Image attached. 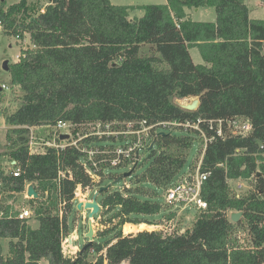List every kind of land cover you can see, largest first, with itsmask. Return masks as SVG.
I'll return each mask as SVG.
<instances>
[{"label":"trees","instance_id":"1","mask_svg":"<svg viewBox=\"0 0 264 264\" xmlns=\"http://www.w3.org/2000/svg\"><path fill=\"white\" fill-rule=\"evenodd\" d=\"M44 1L49 4L40 12L42 0H0L1 30L19 38L28 34L32 44L21 49L17 61L8 62L11 88L21 95L16 108L5 113L1 154L14 163L8 172L0 171V193L9 195L0 200V238H8L5 253L0 244V264H40L42 259L47 264H264V151L259 149L264 143V18H251L245 0H166L142 5L143 14L133 17L131 5L110 0ZM204 6L214 7V21L186 13ZM192 47L203 63L193 61ZM197 95L193 111L174 103V98ZM233 118L248 120L250 131L242 135L225 129L216 135L206 123ZM197 119L210 140L205 142L193 127L154 126L149 132L153 145L142 150L145 156L136 165L127 159L111 163L116 146L128 138L116 143L117 135L90 134L77 141L105 151L95 155L99 181L114 179L109 169L130 165L129 176L134 175L129 186L101 190L97 215L103 227L95 231L91 246L64 255L62 241L70 232L78 186L85 191L102 182L91 177L93 168L69 142L30 151V128H53L61 120L84 135L88 125L103 129L109 124L122 131L127 123L135 128L142 120L156 125ZM194 141L200 146L199 170L209 172L200 190L207 207L197 210L182 232L124 234L123 225L125 231L132 229L128 223L145 227L141 223L156 224L148 216L166 214L168 205L159 201L157 188L163 192L177 180ZM192 164L188 168L194 170ZM138 166L144 168L136 173ZM16 167L18 176L12 174ZM237 179L250 189L237 195L230 185ZM26 184L38 196L26 198L32 213L20 218L23 206L16 205L15 193ZM232 211L243 212L237 222L229 219ZM240 231L247 245L240 242Z\"/></svg>","mask_w":264,"mask_h":264},{"label":"rangeland","instance_id":"2","mask_svg":"<svg viewBox=\"0 0 264 264\" xmlns=\"http://www.w3.org/2000/svg\"><path fill=\"white\" fill-rule=\"evenodd\" d=\"M17 1L18 0H5L6 4H11ZM110 2L113 4L131 5L133 8L130 10V16L133 17V16H141L143 14V9L141 8L142 5L161 4V3H165L166 0H110ZM245 2L248 4V7L250 8V12L252 16H255L258 18H264V0H245ZM44 3H45L44 0H42V4L40 2L41 5H44ZM188 9H190L192 18L194 20L214 21L216 18V11L214 7L204 6L199 10V12H195V8H188ZM31 46L32 44H31V41L29 40L28 34H25L24 37L22 38H17L15 36L5 34L0 28V87H1V84H5L7 86V88H0V171L5 172V173L11 170V164L8 158L1 154L5 149L4 147L5 146V132L7 129L6 126L8 127V125L5 123V116H6L5 113H9L13 109L16 108L17 104L19 103V96L21 95V92L20 90H18L17 87H15L14 89L11 88V71L9 69L7 71L4 70L2 65L5 60H7L9 63L15 62L17 60V57H16L17 53L20 52L21 49L26 48V47H31ZM147 50H148L147 45H144L142 47V51L146 52ZM263 52H264V49H263ZM190 55L194 62L203 63L199 50L196 47H192L190 49ZM88 126L90 130L89 133H91L92 135L98 132L101 133L100 135H105V134H102L100 127H96L94 125H88ZM32 131H33L35 138L38 140H41V141L42 140L44 141L45 140H50V141L56 140L57 143L71 142L72 140L79 139L80 137L83 136V134L81 133V129H78L76 133H73L72 128H69V129L61 128V131L65 133L68 132L67 134L70 133V136H68L69 137L68 139L70 141L67 139L58 141L57 140L58 137L55 131L50 126H42V127H34V128L32 127ZM114 135H117L116 143H119L118 140H121L124 137L131 138V135L133 134L126 133L124 134L126 136H124V135L114 133ZM199 149H200L199 143L197 141H194V144L192 148L190 149L187 162L184 165L180 175L184 171H187L188 166L190 165L191 161H193L192 165L196 163L195 165L197 166L199 164V161L201 159V154H200ZM145 153H146L145 151H142L140 153V161H141V158L145 156ZM143 168H144L143 166L136 167L135 168L136 173L141 172ZM109 170H110L109 173H114L112 175H114L115 177L112 181L107 179L109 178V176H106V178L103 179V181H99L100 180L99 178L97 181H99L100 183L102 182V186H107L110 189H122L125 185L127 186L131 185V182H132L131 177H133L134 173L131 176L124 175V173L127 171L131 172V165L124 167V168H119V169L115 168L114 170H111V169ZM109 170H106V172H108ZM119 173H122L124 176L119 177ZM98 189H99V186H96L91 189H86L85 191H81L83 196L85 195V197L80 196L81 199L85 198L86 200H90L94 191H97ZM249 189H250V186L246 182H244V186L242 188L241 193ZM157 191L159 194V201L161 203H165L163 192L159 188H157ZM8 198H9V195L7 194V191L2 190L0 193V200L5 202L8 200ZM26 198L27 196H24V193L22 192L15 193L16 205L25 206L26 208H28V205L26 204V200H27ZM97 199H98V202L101 201V194L98 195ZM78 200L80 199H76L75 203ZM164 205L167 206L168 204H164ZM170 206L171 205H168L169 210L165 212L166 214L159 213L154 216H148V219H150L152 222L156 224L141 223V225L146 224L145 227H141L140 224L135 225V224L128 223L132 226V229L129 231H125L124 225H123L122 232L124 234H127L129 232H134V231L142 230V229L162 230L164 233L171 232L172 230H177L178 232L185 231L187 228L191 226L192 221L195 215L197 214V209L189 205L186 207L181 206V205H176L174 207L173 206L170 207ZM88 212L89 210L77 211L74 206V209L68 219V223L70 226L69 227L70 232L65 238H68L70 237L71 234H73V237H72L73 242H75L74 244L76 245L77 248L82 247V245L87 242V239L84 237V233L87 231ZM168 213H173V216L170 219H167L165 217ZM98 219H99L98 215L96 214L94 216L95 231L103 227L101 222ZM30 223L33 227H36L38 225V223L35 220H31ZM238 235L241 237L240 242L244 245H247L248 241H247V237L245 236V233L240 231L238 232ZM64 241L65 239H63L62 243ZM7 242H8V238L6 237L0 238V244L2 246V250L4 253L7 251ZM62 249H63V245H62ZM69 254H70L69 256H74L75 254H77V252L71 253L70 251ZM89 258L93 259L94 256H89ZM106 263L107 261L104 264ZM40 264H47V261L45 259H42L40 261ZM122 264H127V263H122Z\"/></svg>","mask_w":264,"mask_h":264},{"label":"built area","instance_id":"3","mask_svg":"<svg viewBox=\"0 0 264 264\" xmlns=\"http://www.w3.org/2000/svg\"><path fill=\"white\" fill-rule=\"evenodd\" d=\"M49 4V2L44 3V5L41 6L40 12H43L45 9V5ZM19 38L18 36H16ZM20 52L17 53L16 57L17 60L20 57ZM0 88H7L5 84H1ZM199 122H201L200 119H197L195 122H190V121H185V122H180V121H164L157 123L156 125H147L145 120L139 121L136 123L138 126L135 128H130L133 123H127L128 128L126 130H119V131H113L110 129L109 124H106L103 129H101L102 134H107V135H114L115 134H133L132 138H128L121 143H119L116 148L114 149L115 152V157L112 158L111 163L112 164H118L124 159H127V161L131 165H136L139 161L140 153L142 150L145 149V147L148 145H152V136L149 135L150 130L155 126V127H160L162 129H168L172 130L177 126H182L184 128L187 127H193L194 129H197L200 132V136L203 137L204 141L206 142L207 140H210L211 138H208L205 136L204 132L201 130V128L198 126ZM207 126L209 129H213L216 135H223L225 129L227 131H231L234 134H242L246 135L250 129H251V123L243 118H233V119H228V120H208L206 121ZM96 127H100L99 124L95 125ZM61 128H73V125L70 122L67 121H61L59 120L55 126L53 127V130L55 131L57 137L60 139V135L64 134L65 132L61 131ZM111 130V131H110ZM68 133V132H66ZM91 133H86L79 139L86 137L90 135ZM95 134V133H94ZM98 136H101L100 132L96 133ZM92 135V134H91ZM70 136V133H69ZM126 136V135H124ZM79 139L72 140L69 142L72 145L77 146L81 152L84 154V160L87 166L92 167L91 169V177L94 180H98L99 176L95 172V169L98 168V161L95 159L96 154H103L105 151L100 149L98 146L95 144L92 145L90 143H83V144H78L77 141ZM65 140V139H63ZM38 140L35 138L32 127L30 128V135H29V150L30 151H36L38 150L39 147H42L44 145H49V146H54V147H64L65 143H57L56 140ZM61 141V139L59 140ZM259 149L264 151V143H260ZM99 161H103V158L100 159ZM14 163V160H13ZM12 164V163H11ZM12 174L14 176H18L20 174V168L16 167L12 170ZM209 175V172H202L199 170V164L194 168V170L187 169V171H184L177 180L170 186H168L164 191H163V196H164V202L165 204L171 205L170 207H174L176 205H181V206H193L197 210L199 209H205L207 207L206 201L202 198L200 194L201 186L203 181L207 178ZM244 182L241 179L237 180H232L230 181L231 189L239 195L242 191V188L244 186ZM29 184L25 185L24 190L22 193H24V196H27V186ZM83 196L80 186H78L76 195H75V201L76 199H81ZM28 197V196H27ZM31 210L29 208H26L23 206L20 209V212L18 216L20 218L23 217H28L31 215ZM231 213V212H230ZM229 213V215H230ZM65 241L62 243L63 245V253L66 256H69L70 254V247H68L67 244V238H64ZM79 248V247H78Z\"/></svg>","mask_w":264,"mask_h":264},{"label":"water","instance_id":"4","mask_svg":"<svg viewBox=\"0 0 264 264\" xmlns=\"http://www.w3.org/2000/svg\"><path fill=\"white\" fill-rule=\"evenodd\" d=\"M2 66L3 69L7 71L9 69L8 61L5 60ZM174 103L185 110L193 111L197 109L199 105V95L184 97V98H174ZM68 136L69 134L67 133L61 134L60 139L61 140L66 139L68 138ZM152 145H150L149 148H151ZM129 173L130 171H127L124 173V175L127 176L129 175ZM106 188L107 186H100L97 191H94L90 200H86L85 198H82L75 203V208L77 211L89 210L87 214V231L84 233V237L87 239V242L84 243L82 247L78 248L77 252H82L85 248L91 246L94 240V236H95L94 216L99 213L101 207L100 203L97 201V196L101 193V190ZM27 196L28 197L38 196V193L32 184H29L27 186ZM242 214H243L242 211H232L229 215V219L232 222H237L241 218Z\"/></svg>","mask_w":264,"mask_h":264},{"label":"crops","instance_id":"5","mask_svg":"<svg viewBox=\"0 0 264 264\" xmlns=\"http://www.w3.org/2000/svg\"><path fill=\"white\" fill-rule=\"evenodd\" d=\"M246 3V2H245ZM246 5L248 6V4L246 3ZM202 7H198V8H195V12H199V10L201 9ZM249 8V7H248ZM186 13H188L189 15H190V17L192 18V14H191V12H190V9H186ZM249 16L251 17V18H258V17H255V16H252L251 15V12H250V8H249ZM191 49V48H190ZM264 49V48H263ZM264 53V52H263ZM17 61V60H16ZM195 63H200V62H195ZM40 127V126H39ZM6 128H7V126H6ZM34 128V127H33ZM10 163H13V161L12 162H10ZM98 197V196H97ZM97 201H98V199H97ZM100 203V202H99ZM72 242H73V239H72ZM75 242H73V244H74ZM75 245V244H74ZM76 246V245H75Z\"/></svg>","mask_w":264,"mask_h":264},{"label":"bare ground","instance_id":"6","mask_svg":"<svg viewBox=\"0 0 264 264\" xmlns=\"http://www.w3.org/2000/svg\"><path fill=\"white\" fill-rule=\"evenodd\" d=\"M73 237V234L70 235V237L67 238V244H68V247H70V251L71 253H75L76 250H77V247L73 244L72 242V238Z\"/></svg>","mask_w":264,"mask_h":264}]
</instances>
